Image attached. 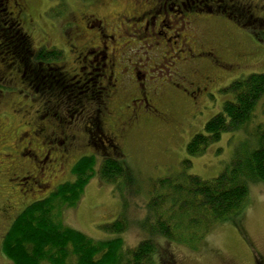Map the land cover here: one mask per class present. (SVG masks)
Instances as JSON below:
<instances>
[{
  "label": "rangeland",
  "instance_id": "obj_1",
  "mask_svg": "<svg viewBox=\"0 0 264 264\" xmlns=\"http://www.w3.org/2000/svg\"><path fill=\"white\" fill-rule=\"evenodd\" d=\"M60 1L52 0V3L58 4ZM66 1L72 5V12L78 16L83 4L79 0ZM155 1L93 0L84 3L83 7H87L86 9L91 14L110 22L111 28L113 25L114 34L119 36V45H110L108 50L117 65L115 68L117 73L122 71V67H118L121 62H125L124 54L127 52L125 49L128 48L129 51L127 57H131V61H134L135 55H138L137 50L144 46L140 40H133L136 37L134 32L131 31L128 38V34L124 33V30L118 31L117 28H120L122 24V19L120 23L119 19L126 15L134 18L139 17L140 13L146 10L147 3ZM172 2L175 3L176 0H172ZM235 2L246 6V15L241 18L242 26L240 27L223 15L216 14L221 21L215 18L208 19L204 15L208 14L206 11L202 12V17H196L194 7L184 13L182 22L177 26L183 35L204 37L208 42H216L217 47H222L230 53L229 57H235L238 54L243 57L242 60L237 61V64L231 58L226 57L224 62L229 61L230 64L233 62L232 67H226V70L222 68V70H216L217 81L211 91L218 86L217 94L209 99V103L204 99L200 103L196 101L195 104L192 100H188V103L182 102L179 100L178 94L176 97L173 95L172 101L163 105L164 109L170 112L173 120L170 121L168 118L167 123H163L156 118H142V122L139 121L135 124L128 119L131 115L130 112L128 113L127 110L120 112V108L125 106L123 105L125 101L123 100L117 105L120 100V98L117 99V91L113 92L114 96L110 100L106 101L104 98V103L107 102L104 109L107 108V111L103 109V102L101 106L94 105L87 98V89L83 85L84 77L81 78L79 75L86 73L88 80H92L93 75L89 74L92 69L81 63L76 64L75 58L78 54L69 52L71 42L63 32L65 28L63 20H68L67 14L58 17L54 12L49 11L48 8L51 6L48 0H29L28 3H20V7L13 8V10L11 8L10 11L25 13V30L32 34L36 46L46 43L57 45L60 50L65 52L63 55L66 54V58L64 56L61 60L55 58L50 61H55L51 68L57 70L52 69L55 71L52 76L53 80L45 82L49 86L44 85L43 91L36 84L30 86L22 84L20 78L23 73L16 74L14 70L6 72L0 64V264H14L3 252L4 241L2 240L17 215L26 210L27 206L49 197L64 183L74 181L72 169L82 157L91 154L97 156L95 176L84 189L83 196L76 206L60 208L57 213L59 221L65 227L83 233L96 242L120 238L125 249L137 248L138 244L150 236L148 230L143 229L142 223L149 215L146 205L153 192L152 184L157 183L160 179L174 177L183 172V164L187 160L192 162V168L188 173L206 181L217 178L226 168L230 167L235 157L236 148L240 147L244 140L250 139L249 133L256 126L264 127V112L261 106L257 108L249 127L240 130V132L224 134L219 142L208 147L204 154L194 158L189 157L186 145L198 133H203L207 121L218 115L223 105L232 99V94L226 89L234 80L248 77L251 74H264V37L261 36H264V0H235ZM231 4L234 5V3ZM12 6L13 4H11ZM197 6L199 5L197 4ZM177 18L180 19V16ZM202 18L208 20L201 22ZM3 19L6 20V16L2 10L0 21ZM166 20V24H168L169 18ZM29 21H31V25ZM131 24H135L134 19L131 21L126 17L123 25L130 29ZM95 31L90 30L89 33H84L76 39V43H74L77 44L79 52L86 50L87 47L95 48L100 45L96 41L97 38L92 37V35H96ZM7 32L8 30L2 34ZM110 33L112 32L110 31ZM260 36L261 38H259ZM3 39L0 40L5 42L6 40ZM8 41L10 40L8 39ZM184 48H186L187 54L189 48L187 46ZM153 50L159 49L155 45ZM3 51V48L0 47V60L4 59L6 61L4 63L9 64L10 61ZM149 51L145 47L139 55L143 56ZM95 54L90 55L93 62H95ZM47 56L42 58L45 60ZM182 56L184 57V55ZM183 57L180 58L179 54L177 55L167 48V53L164 56L165 63L154 72V79L158 83L159 90L167 89L171 94L174 87L176 91L186 93L185 83L179 81V76L188 78L190 61L187 58L183 60ZM143 58L144 56L141 59ZM138 65L137 62V68ZM150 67L155 68L156 65L152 64ZM58 72L63 76L64 74L69 75L73 81H61L60 83ZM42 79H47L46 74H42ZM127 79L132 83L131 78ZM55 81L58 82L55 83ZM95 81L97 88L110 90L108 79L98 76ZM53 88L57 90V95L54 97L43 95L44 92H51L49 89ZM133 92L137 97L135 89ZM157 98V95H154V99ZM45 99H47L48 106L55 102L50 107L48 116L44 114L43 109ZM207 103L208 105H206ZM204 106L206 107L204 108ZM137 107L141 108V105H137ZM100 109L103 111L98 113L101 111ZM200 111H203V114L192 119L191 115ZM40 117L43 118V121L39 119ZM89 117L97 120L101 118L106 128L115 127L114 129L121 135V154L111 148H106L103 151V145L97 139L98 133L95 130L93 131L92 146L87 148ZM172 122L174 125H171ZM37 126L44 127V135L36 136L38 134ZM62 132L65 133L64 138L74 136L76 143L72 151L67 155L61 153L63 158L60 159L57 148L60 150L62 148L56 146L54 148L56 153L52 158L55 159V162L47 164L45 175H38L36 185L20 186L19 181L9 183V179L13 178L11 174H19L24 165L33 173L37 172L36 166L39 164L28 159L29 149H23L24 146L31 142L35 151L38 149L40 153L45 148H52L44 140L46 136L55 134L58 136ZM103 155L126 162L128 167L133 170L137 185L135 184V188L123 187L122 192L125 196L119 195L121 194L120 190L100 179L98 171ZM13 169L14 172H12ZM14 186L16 187L12 189ZM249 187V199L242 215L234 218L232 222H224L215 226L198 248H192L182 243H168L164 238L156 239L155 245L158 252L157 255H154L151 264H159L160 256L158 255L165 250L168 255H173L175 264H264V184L253 183ZM114 189L118 191H114ZM7 200L10 201V206L15 209L9 211V218H4L1 209L4 208ZM124 201L127 206L124 205ZM126 217L130 226L124 234H109L102 229L104 224H112L119 218Z\"/></svg>",
  "mask_w": 264,
  "mask_h": 264
},
{
  "label": "trees",
  "instance_id": "obj_2",
  "mask_svg": "<svg viewBox=\"0 0 264 264\" xmlns=\"http://www.w3.org/2000/svg\"><path fill=\"white\" fill-rule=\"evenodd\" d=\"M235 3L234 0V6ZM206 12H209L208 9ZM220 14L228 16L230 13ZM17 27V32H21L19 24ZM45 54L48 61L42 55L35 62L51 66L55 64V61L50 62L52 59L64 58L63 53L57 50ZM44 85L49 86L42 83L37 87L40 86L43 91ZM49 90L52 94L57 91L54 88ZM226 90L232 94V99L223 105L218 115L207 121L203 133H198L186 145L189 157L204 154L224 134L249 127L259 106L264 112L263 73L238 78ZM249 135L250 139L236 148L230 167L217 178L206 181L189 174L192 162L187 160L183 164V172L152 184L153 192L146 205L149 215L142 223L150 236L137 248L125 249L120 238L96 242L59 221L57 213L60 208L76 206L95 176L97 156L91 154L79 159L73 167L74 181L64 183L49 197L27 206L16 217L3 240V252L14 264H151L158 252L155 245L158 238L198 248L215 226L232 222L244 213L250 184H264V127L256 126ZM101 161L100 179L120 190L119 195L125 196L123 187L135 188L136 177L126 162L106 155ZM124 205L127 206L125 201ZM129 226L126 217L104 224L102 229L109 234H124ZM158 256L159 264H175L173 255H168L166 250Z\"/></svg>",
  "mask_w": 264,
  "mask_h": 264
},
{
  "label": "flooded vegetation",
  "instance_id": "obj_3",
  "mask_svg": "<svg viewBox=\"0 0 264 264\" xmlns=\"http://www.w3.org/2000/svg\"><path fill=\"white\" fill-rule=\"evenodd\" d=\"M28 1L29 0H0V10H3V13H5L6 16V20L3 19L0 21V39L4 38L3 40H10L6 43L0 40V47L4 50L3 54L7 56V59L10 61L9 64H5V60L1 59L0 64L6 72L14 70L16 71V74H19L20 72L23 73L20 78L22 84H27L28 86H30L31 84H37L42 86V83H45L48 80H53L52 76L55 73L54 70L57 69L53 67L51 68L50 65H44V62L36 63L35 61L37 60V58L41 57L42 55H46L45 53H51L54 50L61 51L62 53L65 52L60 50L58 48L59 46L50 45L49 43L36 46L34 44L32 34L27 33L25 30V13L21 11H19L20 13L10 11L11 8L13 10V8L20 7V3L24 4L28 3ZM48 1L51 6L50 8H48L50 9L49 11L54 12L58 17H60L61 15L65 16V14H67L66 16H68V20H63V26H65L63 32L68 41L71 42L69 52L78 54L77 58H75L76 64L81 63L82 65H86L88 68L92 69L91 71H89V74L93 75L92 80H88V74L86 73L81 75L78 74L81 78L84 77L83 81L85 83L83 85L87 89V98H89L90 102L94 105L98 104L99 106H101V103L103 102L102 106L104 109L107 103L106 101L110 100L114 96L113 92L117 91V99L120 98L119 102H117V105H119L121 101H125L123 102V105L125 106H122V108H120V112L123 110H127L128 113L130 112L131 115L128 119L134 124L138 123L139 121L142 122V118H156L163 123H167L168 118L171 121V114L166 109H164L163 105L169 104L168 102L172 101L171 98L173 99V95L176 97V95L178 94L179 100H181L182 102L188 103V100H192V102H194L195 104L196 101L200 103L201 100L206 99V101H208L209 103V99L214 97L215 94H217V92L219 91L217 88L218 86L213 89V91H211V88L215 86L217 81V78L215 77L216 70H226V67H232V64H237V61L243 59V57L239 54L235 57H229L230 53H228L222 47H217L216 42L206 41L204 37L202 38L198 36L183 35L182 33H180L181 29L177 27L179 23L182 22L184 13L186 11H190L191 7H194L196 9V11H194V13H196L197 15L196 17H202V12L208 9V14L204 15L211 20L215 18L216 20L221 21V19H219L216 14L221 15L220 13H230L228 14V16H226V18L233 21L240 27L241 25L238 24V20H241L242 17H245L246 6L239 5L238 2H236L234 6L233 4H231L234 3V0H176L175 3H173L172 0H156L155 2L147 3L146 10L142 11L137 18H134L130 15L122 16L119 19V23L122 19V24L120 28H117L118 31L124 30V33L128 34V38L129 33L131 31L134 32L136 37L133 38V40H140V43H143L144 46H141L137 50L138 55H135V62L131 61V57H127L129 51L128 48L125 49L127 51L124 54L125 62L120 63V66L118 68L122 67V71L118 73L115 71L117 65L111 58L108 50L111 46L119 45V36L117 37V34H114L113 25L111 28L110 22H108L106 19L102 20L97 18L96 15L91 14L88 9H86L87 7H83L84 3H88L93 0H79L83 5L81 8L82 10L80 11L78 16H76V14L72 12V5L70 3H67L66 0H61L58 4H53L52 0ZM11 4H13L12 7ZM197 4L199 6H197ZM178 16H180V19L177 18ZM126 17L131 21H133V19L135 21L134 25L131 24L130 29H127L123 25ZM167 18H169L168 24H166ZM137 19L138 22H136ZM206 20L199 21L205 22ZM30 22L31 21H29V23ZM186 23L190 24L189 22ZM18 24L19 28H21L22 30L21 32H17ZM6 29L8 30V32L2 34L3 32L7 31ZM90 30H96V35L94 34L92 35V37H96V41H98L100 45L95 48L87 47L86 50H82L81 52H79L75 41L84 33H89ZM110 31L112 33H110ZM5 35L7 36L6 39ZM155 45L159 50H153V47ZM184 46H187L189 48L187 54L186 48H184ZM145 47L150 51L148 53H145L143 55L144 58L141 59L143 56H140L139 54H141L143 48ZM167 48L170 49V51H172L173 53H176L177 55L179 54L180 58H182V55H184L183 60L187 58L190 61L188 64L190 70L188 78H182V75L179 76V81L185 83V94L176 91L174 87L173 90H171V94L167 91V89L159 90L157 87L158 83H156L154 79V72L160 69L161 66H163V64L165 63L166 60H164V56L167 53ZM98 50L101 51L97 52ZM95 52L97 53L95 54ZM91 54L96 55H94L95 62L90 59ZM161 54L163 55L161 56ZM64 56L66 58V54ZM226 57H228L229 59L231 58L234 63L231 62L230 64L229 61H226L225 63L224 59ZM79 59L80 61L78 62ZM137 62L139 64L138 68ZM152 64H155L156 67H150ZM52 69L54 70L52 71ZM43 73L46 74L47 79H42ZM58 75L60 76V79L62 81H73L72 78L69 77V75L64 74L63 76L59 72ZM98 76L109 80L110 90H107V88L104 89L96 87L95 79L98 78ZM49 77H51V79H49ZM127 78H131L132 83H130ZM166 83L169 85L168 82ZM134 89L138 94L137 97L133 92ZM52 93L53 92H44L43 95L53 97L57 95L56 93ZM154 95H157L158 98L154 99ZM104 98L106 100L105 103ZM54 103L48 106L47 99H45L43 105L45 115H49L50 107L53 106ZM208 103L206 105H208ZM137 105H141V108L137 107ZM205 107L206 106H204V108ZM104 110L107 111V108ZM102 111L103 110L99 111L98 113H101ZM142 114H145L146 116L144 117ZM201 114H203V111L196 112L192 114L191 117L192 119H196ZM39 119L43 121V118L40 117ZM89 119L90 121L87 128V148L89 146H92L91 143L94 140L92 138L94 136L93 131L95 130V132L98 133L97 139H99L101 144L104 146H102V150L111 148L121 154V135L114 129L115 127L106 128L101 118L97 120L96 118L92 119L91 117H89ZM61 124L62 121L60 122V126ZM171 125H174L173 122ZM36 131H38V134H36V136L44 135L45 133L44 127L40 126L36 127ZM64 134L65 133L62 132L58 136H56V134L46 136L44 140L47 141L48 145L52 148L43 149L42 151H40L41 154L39 153L38 149L37 151H35L36 149L32 147V143L28 141L29 143L24 146L23 149L26 150L28 148L30 153V155H28V159L39 164L36 166L37 172L33 173L24 165L19 174H11L13 178L9 179V183L12 184L15 181H19L21 183L19 184L20 186H23L25 184L36 185L38 175H45L44 173L46 171L47 164L55 162V159L52 158L56 153L54 152V148H56V146L62 148V150L57 148V150L59 151V155L61 153L63 155H67L74 149L76 143L74 136H66L64 138ZM59 158L62 159L63 157L60 155ZM12 172H14V169L12 170ZM15 187L16 186H14L12 189H14ZM9 203L10 201L7 200L4 208L1 209V212L3 214L2 217L4 218H9V211L15 209L12 208ZM6 234L3 237V240L6 237Z\"/></svg>",
  "mask_w": 264,
  "mask_h": 264
},
{
  "label": "bare ground",
  "instance_id": "obj_4",
  "mask_svg": "<svg viewBox=\"0 0 264 264\" xmlns=\"http://www.w3.org/2000/svg\"><path fill=\"white\" fill-rule=\"evenodd\" d=\"M117 25V24H116Z\"/></svg>",
  "mask_w": 264,
  "mask_h": 264
}]
</instances>
